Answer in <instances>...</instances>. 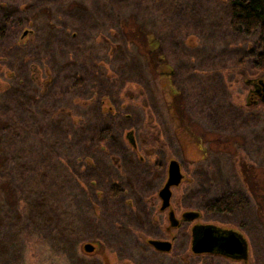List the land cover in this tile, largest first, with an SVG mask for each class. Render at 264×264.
<instances>
[{
	"label": "rangeland",
	"instance_id": "374dc122",
	"mask_svg": "<svg viewBox=\"0 0 264 264\" xmlns=\"http://www.w3.org/2000/svg\"><path fill=\"white\" fill-rule=\"evenodd\" d=\"M230 22L228 0H0V264H240L190 253L222 221L264 264V47ZM171 160V207L200 218L164 253Z\"/></svg>",
	"mask_w": 264,
	"mask_h": 264
},
{
	"label": "water",
	"instance_id": "95a60500",
	"mask_svg": "<svg viewBox=\"0 0 264 264\" xmlns=\"http://www.w3.org/2000/svg\"><path fill=\"white\" fill-rule=\"evenodd\" d=\"M24 33H28L25 31ZM244 83L251 86L247 93V105L251 104L250 98L253 94L264 102V82L257 79H245ZM254 104L256 101L253 102ZM126 142L136 148L132 133L126 135ZM183 176L180 174L179 164L171 160L168 164L167 182L161 189L160 194L164 201L170 197V186L177 185ZM166 196V197H165ZM199 212L187 211L182 215L183 220H199ZM190 253L193 255H214L240 262H247L249 257V245L245 236L234 229H230L218 223H195L190 229ZM146 243L157 252H171V243L164 240L146 238ZM84 250L92 252L93 246L87 244Z\"/></svg>",
	"mask_w": 264,
	"mask_h": 264
},
{
	"label": "trees",
	"instance_id": "16d2710c",
	"mask_svg": "<svg viewBox=\"0 0 264 264\" xmlns=\"http://www.w3.org/2000/svg\"><path fill=\"white\" fill-rule=\"evenodd\" d=\"M228 2L231 6L230 27L234 30H241L246 36L258 29V43L260 47H264V0H228ZM255 56L253 69L264 72V54L256 53ZM106 133H108L107 130H103L100 135L105 136ZM227 201L229 200L225 197H219L205 209L209 213L227 214L230 210Z\"/></svg>",
	"mask_w": 264,
	"mask_h": 264
},
{
	"label": "flooded vegetation",
	"instance_id": "af4514ba",
	"mask_svg": "<svg viewBox=\"0 0 264 264\" xmlns=\"http://www.w3.org/2000/svg\"><path fill=\"white\" fill-rule=\"evenodd\" d=\"M254 97H257V96L253 95L252 98H254ZM133 152H135V151H133ZM135 154L138 155L136 152H135ZM139 160H142V158H139ZM165 174H166V176L164 177L163 183L161 185L162 188L165 186V184H166L165 182H167L166 181V179H167V169H166ZM175 186L176 185H173V186L170 187V189H169L170 197H169L168 200L166 199V201L163 200V198H162V196L160 194V191L162 189L161 187L158 188V190L154 192L155 198H156V202H157V206L159 204V207H158L159 212H161V214H166L167 225L164 226V232H162V233L166 232L165 234L168 235V236L165 237L164 235H162L161 237H155V236L154 237H150L149 235H147L148 237H145V238H153V239H158V240H167L172 245L171 246V250L174 247L175 240H177L176 232L181 228L182 224H184V222L182 221L183 220L182 219V215L186 213V212H183V213H180V214L178 213V217H177L176 210H174L172 208L173 206L171 207V205H173L172 204V198H173L172 191L175 190L176 188H179L180 185H179V187L178 186L175 187ZM143 216L146 217L145 212H143ZM152 223H153V220H152ZM213 223H218V222H213ZM221 223H218V224H221ZM198 257H200V256H198ZM222 259H224V258H222ZM240 264H250L249 259L247 260V262H240Z\"/></svg>",
	"mask_w": 264,
	"mask_h": 264
}]
</instances>
